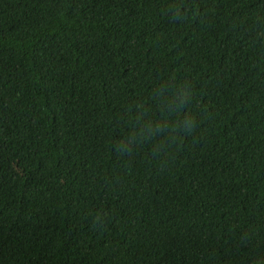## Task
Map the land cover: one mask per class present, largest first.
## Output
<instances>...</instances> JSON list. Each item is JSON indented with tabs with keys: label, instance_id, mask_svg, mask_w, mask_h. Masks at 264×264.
I'll return each mask as SVG.
<instances>
[{
	"label": "trees",
	"instance_id": "16d2710c",
	"mask_svg": "<svg viewBox=\"0 0 264 264\" xmlns=\"http://www.w3.org/2000/svg\"><path fill=\"white\" fill-rule=\"evenodd\" d=\"M0 264H264V0H0Z\"/></svg>",
	"mask_w": 264,
	"mask_h": 264
}]
</instances>
